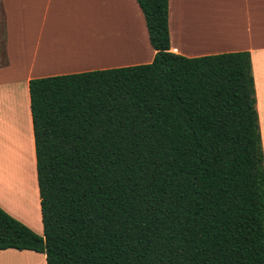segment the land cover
<instances>
[{
	"label": "trees",
	"instance_id": "16d2710c",
	"mask_svg": "<svg viewBox=\"0 0 264 264\" xmlns=\"http://www.w3.org/2000/svg\"><path fill=\"white\" fill-rule=\"evenodd\" d=\"M135 2L151 63L29 81L43 234L0 209V250L46 264H264L250 54H174L168 0Z\"/></svg>",
	"mask_w": 264,
	"mask_h": 264
},
{
	"label": "crops",
	"instance_id": "0c3cea01",
	"mask_svg": "<svg viewBox=\"0 0 264 264\" xmlns=\"http://www.w3.org/2000/svg\"><path fill=\"white\" fill-rule=\"evenodd\" d=\"M168 30L170 51L186 58L250 54L264 156V0H168ZM154 54L135 0H0L1 210L42 236L29 81L149 64ZM0 264L46 262L8 249Z\"/></svg>",
	"mask_w": 264,
	"mask_h": 264
},
{
	"label": "rangeland",
	"instance_id": "374dc122",
	"mask_svg": "<svg viewBox=\"0 0 264 264\" xmlns=\"http://www.w3.org/2000/svg\"><path fill=\"white\" fill-rule=\"evenodd\" d=\"M135 27V26H134ZM29 189H30V187L28 186V188H27V193H28V196H29ZM32 190V189H31ZM28 199V198H27ZM30 205H31V202H30Z\"/></svg>",
	"mask_w": 264,
	"mask_h": 264
}]
</instances>
